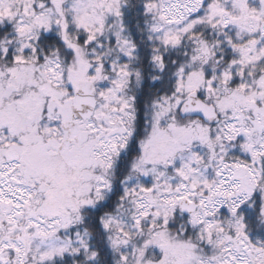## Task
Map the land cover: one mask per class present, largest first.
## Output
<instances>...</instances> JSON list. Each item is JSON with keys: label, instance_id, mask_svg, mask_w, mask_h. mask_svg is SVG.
<instances>
[{"label": "snow or ice", "instance_id": "snow-or-ice-1", "mask_svg": "<svg viewBox=\"0 0 264 264\" xmlns=\"http://www.w3.org/2000/svg\"><path fill=\"white\" fill-rule=\"evenodd\" d=\"M0 264H264V0H0Z\"/></svg>", "mask_w": 264, "mask_h": 264}]
</instances>
